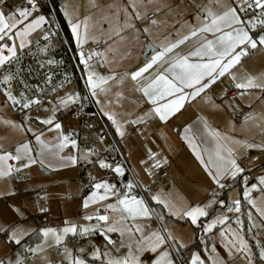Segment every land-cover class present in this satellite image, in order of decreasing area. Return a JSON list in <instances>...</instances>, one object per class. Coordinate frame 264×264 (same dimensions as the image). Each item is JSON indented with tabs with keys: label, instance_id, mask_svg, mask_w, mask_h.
Instances as JSON below:
<instances>
[{
	"label": "snow or ice",
	"instance_id": "obj_1",
	"mask_svg": "<svg viewBox=\"0 0 264 264\" xmlns=\"http://www.w3.org/2000/svg\"><path fill=\"white\" fill-rule=\"evenodd\" d=\"M4 3L5 0H0V73H3L0 83L8 85V87L3 90L2 95L5 97L4 103L11 102L12 105H19L21 109L30 110L33 105L39 106L40 101L33 99L27 93L28 86L21 78L22 70H13L12 66L20 64L24 50L30 44V34L40 28L45 17L36 15V0H23L22 4L11 10H5L2 7ZM133 7H135V3H133ZM197 7L198 11L193 16L194 23L186 35L175 42L161 45L159 50L153 51L150 59L145 58L146 62L142 67L130 73L131 80L136 82L137 90L143 93L151 105L150 114L158 117L161 121H166L179 113L187 101L195 100L202 95L206 98L207 91L221 78L229 77L231 79V85L237 90L233 95V100L237 95L242 98L245 94H250L251 90L258 89L264 92V73L259 76L245 74L238 79L234 71L235 68L242 66L244 58L248 57L253 50L264 49V0H209V4ZM136 18L139 19V14ZM69 23L72 27V33L77 39V47H80L83 38L78 31L79 24L72 23L71 20ZM151 23H155V21H151ZM128 27H132V25ZM142 32L147 38L148 29L144 28ZM43 38L48 39L47 35ZM191 38H196V42L189 51L175 52L178 47ZM147 47L148 45H145V48ZM39 51L43 52L45 49L40 48ZM174 52L175 55H173ZM91 59V55L86 58L84 53L80 52V63L84 65V70L87 73L86 83L91 90V96L97 97V90L106 93L107 89L104 85L111 77L98 75L88 62ZM48 63L52 64L54 61L50 60ZM158 65L163 66L162 71L149 73L147 76L143 75ZM50 81L51 76H48L45 82L49 83ZM13 82L24 85L25 90L21 91L19 99L11 90L10 86ZM78 100H80V96L75 93L67 95L66 98H60L59 104L53 105L52 115L40 120V124L45 126L48 131L55 130L57 133L58 143L55 146L42 139L43 131H39L37 134L33 132L31 127L24 129L26 132H33L35 141L40 146V151L36 153V157L39 158L42 166H47L45 158L48 155H58V152L52 151L53 147L62 149L69 144L73 148L78 147L77 141L63 132L61 123L56 122L55 118L56 111L61 108H68L70 104ZM96 102L100 103L98 99ZM206 102L212 103L207 99ZM229 103L232 104L231 101ZM232 110H236L234 105H232ZM104 115L115 126L116 133L123 137L125 133L115 115L109 112H104ZM200 119L203 123L204 133L211 137L216 145L214 151L208 156L207 164L193 144L191 136L186 135L184 139L193 148V152L200 163L205 165V171L211 181L223 189L225 187V183H222L223 179L235 180L245 171L238 163L235 149L229 147L226 142L231 141L240 144L241 141L222 136L220 132L210 128L207 120L203 117ZM250 119H254L251 114L245 117V122ZM261 119L264 120V117ZM29 120L30 117L25 114L22 124H26ZM4 123L11 124L13 128L20 127L11 121H4ZM132 123H136V121H132ZM185 131L191 132V129ZM244 147L264 149V144L246 143ZM32 151L30 144L23 142L16 146L14 154L10 152L0 154V178L10 177L13 173H19L21 169L35 164L37 159L33 157ZM92 154V151L89 150L88 153L80 157L75 155L60 156L59 159L61 161L66 160L72 165H75L79 159H84L90 164L98 163L102 169L111 168L116 174L124 175V168L121 165L117 164L112 168L103 159L96 161L88 159ZM150 155L154 154L150 153ZM10 160L17 161L18 165L8 163ZM160 163L157 161L153 166L158 168ZM244 182L247 183L246 177ZM259 184L261 185L260 191L264 192V175L259 177ZM137 186L129 180L123 188H118L115 184H110L104 180L95 182L93 178L91 187L94 190L83 199L82 207L88 209L90 205L97 206L94 214L89 213L83 217L84 220L95 221V223L82 225L65 221V226L62 229L42 228L40 235L44 239L42 243L35 246L26 244V242L22 243L25 237L30 236V233L21 226L19 219L8 224H0V233H3L9 242L22 249V251H17L15 258L9 257L7 260L0 258V264H27L28 255L26 254L30 253L35 256L43 252L45 244L48 247H56L58 251L62 250L63 261L59 264H65V262L66 264H205V260L201 259L198 252L189 251L187 257L183 255L184 251H188V245L180 243L176 236L168 230L162 214L150 208L143 197L133 194ZM251 188L256 189L257 185L252 184ZM10 194L14 195L15 193L0 192V196ZM243 195L249 204L253 207L256 206L248 188L243 190ZM151 200L168 208V204L155 195L151 196ZM214 203L217 201H209L203 206L200 204L191 205L180 210L178 215L185 218L191 225L198 226L204 233H209L217 224L223 225L229 219L227 216H217L206 224H198L200 218L210 216L208 209ZM218 203L224 202L221 200ZM233 204L235 211L239 212L240 200L233 201ZM101 209H103V213H101ZM232 210V207H229V211ZM257 210L259 211V209ZM39 211L46 212L47 208L40 205ZM14 212L23 219L21 208H15ZM170 215L175 216L177 213L170 212ZM153 217L157 221L156 228L151 225ZM249 219L251 220L250 213ZM236 224L242 227V222L239 219L236 220ZM97 233L105 241L103 248L97 247L91 240H89L88 246L76 249L67 247L68 239L90 238ZM113 233L119 234L118 245L111 238L110 234ZM221 236H224L223 230ZM48 238H51L52 243L48 242ZM224 246L228 249L229 256L233 252H244L246 253V264H254L252 249L239 231L232 230V237L226 240ZM257 246L260 248L259 264H264V246ZM113 251L117 254L113 255ZM212 251L215 252L216 249L213 247ZM41 259L45 261V264H56L46 257H41ZM211 260L212 264H228L226 260H222L218 256L212 257Z\"/></svg>",
	"mask_w": 264,
	"mask_h": 264
},
{
	"label": "crops",
	"instance_id": "obj_2",
	"mask_svg": "<svg viewBox=\"0 0 264 264\" xmlns=\"http://www.w3.org/2000/svg\"><path fill=\"white\" fill-rule=\"evenodd\" d=\"M115 1L117 0H78V6L74 7V9H72L68 14L65 11H63L64 14H61L57 8L62 25H64L70 33L71 43L75 51L77 39L72 33V27L69 20H71L72 23L77 24L83 22L86 27H89L91 25L88 24H91L93 19L90 21L88 18L93 15L92 10H94V8L95 12L99 14L103 13L108 16V22L102 24L101 30L97 29L98 39L96 41L94 40L95 42L93 41L94 45L92 52H97L101 63L108 65L110 68V72L106 75V77H111V79L108 80L106 85H112L114 80H116L119 84V86L116 87V91L118 90L120 95L116 97V99L119 97L123 100L128 98L127 102H123L122 106H117L114 102H112V104L106 105L105 107L100 103L95 104L92 102L93 106L104 119V122L107 123L111 137L114 138L119 147L120 153H122L124 158V163L116 161L112 165V168H114L117 164L124 168V175L122 176L116 174L111 170V168L102 169L98 163L90 164L87 162L89 164V172L95 182H99L100 180H104L108 183L116 182L119 186L118 188H123L129 180L133 181V183L138 186H142L141 183H145L146 186H151L150 184L154 183L156 187L161 186L164 181L166 182V185L163 191L170 190L173 186V180L176 181L179 176L187 177L188 169H191L192 167L205 168V165L201 164L197 158H193L191 154L187 155L186 152H183L179 147L181 140L187 141L184 139L186 135L191 136L196 149L201 151V156L205 160V164H207L209 154L215 149V141H213L212 138L207 136V134L203 131V123L200 119L201 117L208 121L210 128L220 132L222 136L232 138V140H240L238 131L241 130L242 133L248 137L247 141L252 142L255 139L252 132L257 130L262 134L260 136L263 139L261 144H264V120L261 119V117H264V92H261L258 89L251 90L250 94H245L242 98L237 95L233 100L234 94L228 93L229 88H233L235 90V88L231 85V79L229 77L221 78L219 82L207 91L206 98L202 95L201 97H197L195 100L187 101L185 107L181 109L179 113L171 116L166 121H161L158 117L150 114L151 105L143 96L142 92L141 94L136 92V82L132 81L130 78V73L142 67L143 65L141 63H145L140 62L139 59L140 55L143 54L145 50V45L150 44L154 50H159L161 45H167L170 42H175L183 35H186L189 31L186 33L182 26L185 25L187 20L182 19L181 16L186 14V12L188 14L195 15L198 11L197 6L209 4V0H156L155 4H153L151 8L153 13L151 11L143 13L141 3H135V7H133V1L118 0L121 1V3H117V6L115 4L113 5ZM3 7L5 10L12 9L5 3ZM168 11L171 13H168ZM139 12L141 13L139 14ZM137 13L141 15L139 19L136 18ZM36 15L39 14L36 13ZM151 15L154 16L148 19V16ZM187 19L190 25L194 23L193 18ZM151 21H155V23H151ZM129 25H132V27H128ZM96 26L98 27V25ZM144 28L148 29L147 38L142 32V29ZM78 31L79 33L81 32L80 29ZM30 36V44L27 45L26 48L32 45L33 42L44 37L43 24L34 33L30 34ZM91 40L93 39L91 38ZM195 42L196 38H191L189 41L178 47L175 52H187L194 46ZM97 45H100V47L94 50ZM175 52L173 55H175ZM151 55L152 53L150 54V58ZM162 70L163 66H154L149 70V72L144 73L143 75L147 76L149 73H155ZM234 71L238 79L243 77L245 74L259 76L261 73H264V49L258 48L253 50L248 57L244 58L242 66L235 68ZM69 85L71 84L65 85V87ZM65 87L55 92L49 100L42 103L43 108L48 109L49 113L53 105L59 104L60 98H66V92L63 91ZM14 94L18 98V94ZM206 99L212 101V103L206 102ZM4 101L5 97L0 91L1 128L2 126H7L4 121H11L12 123H15L13 122L15 121V119H13V112L15 113L13 105L11 102L4 103ZM230 101L232 102L231 105L229 103ZM77 102L78 101L70 104L68 108H61L58 112V117L56 116V122L61 123L62 130L67 135L68 132L75 126V123L73 126H70L71 124L68 123V120L72 118L70 111ZM232 105L235 106V111L232 110ZM42 106H40L41 109L39 114L43 111ZM101 109H103V111H101ZM104 112H109L115 115V118L120 123L125 133L123 137L116 133L115 126L110 120H108L107 116L104 115ZM35 114H38V112ZM237 114L241 115L242 120L240 117L238 118ZM249 114H251L254 119H250L245 122V117ZM33 115L30 117L29 124L40 125V123L33 118ZM20 119L24 120V118ZM132 121H136V123H132ZM254 124L256 128L254 127ZM176 126L178 129H176ZM20 127H18V129H20ZM186 129H191V132H186ZM7 130L8 129L6 128L3 136L0 135V154L3 152H10L14 154L15 148L19 143L28 142L30 147L33 149V157L37 159L35 164L30 165L28 168L21 169L19 172L20 174L21 172L24 173L23 171H26L30 174V176H33L32 174H34L35 176L37 175L38 178L43 175L53 176L58 182L57 185L60 184L61 188L66 185L67 187L69 186V188H75L71 182L74 184L77 183L78 185L76 165L80 162L82 163V161H86L84 159H79L75 165H72L66 160L61 161L59 157H68L71 155L80 157L86 153L85 147H83L84 150L82 151V154V147L79 149L69 147V145L62 149H56L53 147L52 151L58 152V155H48L45 158V164L47 166H42L39 162V158L36 157V153L40 151V146L35 141L34 135L29 136L30 138L27 139L25 134L24 136L20 134L17 138H15V135L12 133L9 134ZM39 131H43L42 139L46 142H50L53 146L58 143V140L56 139L57 133L55 130L48 131L47 128L44 127ZM39 131L36 133L38 134ZM148 132L151 134L150 137L152 136L153 138V134L156 136V134L160 133V136L165 137L172 144V147L166 146L169 154L161 147L158 149L159 145L158 147L156 145L149 147V144L146 142L141 144V141L144 140V138L149 137L146 135ZM250 135H252L251 138H249ZM107 141L101 142L98 139L91 137L90 143L94 146L96 154L94 156L90 155L88 159L93 161L103 159L106 162L107 159H105L106 156L104 150L108 148ZM226 142L229 147L235 149V155L238 159V163L241 164V150L238 148V144L232 143L231 141ZM244 149L246 153H249L247 150H253L252 148ZM150 153L154 155H150ZM262 154H264V149L261 148H258L256 153H253V164L256 165L257 162L261 164L263 163L264 158H260L263 157L261 156ZM138 156H140L142 161L137 158ZM243 157L245 158L244 160L252 163L250 162L252 159L249 155L247 156L244 154ZM157 161L161 162L160 167L158 168L153 166ZM164 161H166V163H164ZM262 166H264V164H262ZM39 167H41L40 169L43 170V173L40 169H38ZM176 169L178 170L177 172ZM174 171L175 173H173ZM162 174H165V178L160 179ZM260 175H263L262 172H260ZM117 178L120 179L117 180ZM19 187L20 185H15L9 177L0 178V192L8 191L15 193L14 195L10 194L7 196H0V199L16 196L21 191ZM136 189L137 188L134 189L135 193ZM93 190L94 189L90 186L89 190L82 197L79 187L78 192L76 190L78 193L76 199L72 201L73 203L69 202L67 204L70 205V208L68 209V211H70L72 208L74 210L75 205H78L79 202L81 211L79 210L77 214L79 216L78 221L80 220L79 223L82 225L95 223V221H86L83 217L89 213L94 214L97 206L90 205L88 209H84L82 207L83 199L90 195ZM152 195H157V192H153V189L152 192L147 194L145 197L150 198ZM43 196L37 198H43ZM68 197H71V195ZM147 202L157 204V202L153 200L148 201L147 199ZM158 205L160 206V204ZM80 212L82 216H80ZM101 213H103V209H101ZM153 218L155 219V217ZM29 219H32V217ZM34 220L38 225L36 226L37 229L45 228L46 226H49V223H52V220L50 221L48 218L42 219L41 223H38V219L36 217H34ZM155 225L156 226L154 227L156 228V219ZM110 235L113 236L114 240V234ZM95 236L98 237V233ZM78 240V238L75 240L72 239L74 243L73 249L88 246V241L84 242L80 240L81 243H78ZM96 241H99V239Z\"/></svg>",
	"mask_w": 264,
	"mask_h": 264
},
{
	"label": "rangeland",
	"instance_id": "obj_3",
	"mask_svg": "<svg viewBox=\"0 0 264 264\" xmlns=\"http://www.w3.org/2000/svg\"><path fill=\"white\" fill-rule=\"evenodd\" d=\"M123 1V0H122ZM132 3H141V7L143 9V13H146V11L152 12V5L155 4L156 0H130ZM188 2V1H186ZM78 0H63L62 3L57 4V8L61 14H64L63 11H65L67 14L74 9V7L78 6ZM117 3H121V1H115L113 5H117ZM3 7V6H2ZM4 8V7H3ZM141 12H139L140 14ZM153 13V12H152ZM168 13H171L168 11ZM92 14L88 20L91 21V25L89 27H86L83 22H80L79 29L81 30L80 34L83 38V43L80 45V47L76 46V57L80 63V52L82 51L87 58L89 55L92 56V59L89 60V64L92 65L93 69L98 75L105 76L110 72V68L108 65L101 63V60H99V56L97 55V52L93 53V45L94 42L98 39V30H101L102 24L105 22H108V16L104 15L103 13H97L94 10H92ZM138 14V13H137ZM141 15H139L140 17ZM154 16V15H152ZM193 14H186L182 15V19H186L185 25L182 26L183 30L187 33L190 29V24L188 23L187 18H193ZM146 17V15H145ZM89 21V22H90ZM98 25V27L96 26ZM97 27V28H96ZM78 29V30H79ZM98 29V30H97ZM96 33V35H95ZM92 34V35H91ZM91 37L93 40H91ZM100 38V37H99ZM95 40V41H94ZM167 40V39H165ZM94 41V42H93ZM88 44V45H87ZM148 59L150 58V55L146 56ZM146 57H142V54L140 55L139 59L140 62H146ZM81 64V63H80ZM144 65L145 63H141ZM82 76L85 79V82L87 81V73L84 70V65L81 64ZM114 80V79H113ZM87 90L90 93L91 96V90L89 89L87 83ZM119 86L116 80H114V83L112 85H104V87L107 89L106 93H101L99 90H97V97H91L92 102L95 104H98L96 100L98 99L100 101V104L102 106L110 105L112 102H114L117 106H122L123 102H127L128 98H125L123 100L122 98L116 99L120 95L119 91H116V87ZM137 93H140L137 89H135ZM66 92L67 95L72 94H78L76 91V86L74 84H71L69 86H66L63 90ZM13 94L15 93L14 90H12ZM15 95V94H14ZM115 98V100H114ZM42 106V105H41ZM53 108V107H52ZM42 113L34 114L33 118L36 119L40 123V120L46 119L49 116L52 115V109L49 113V111H45V108L42 106ZM60 111V110H59ZM55 113L58 117V112ZM14 116L13 119H15L14 124L21 126L20 129L13 128L11 124H6L7 126L0 127V135L3 136L6 128L8 129L7 132L10 134H14L15 138H17L20 134L24 136L26 135V138H30L29 136L33 135V132H37L41 129H43L45 126H42L41 124H29L30 121H28L26 124H22L24 121L23 119H20L16 116V114L13 112ZM238 118H241L240 114H237ZM237 118V119H238ZM242 120V118H241ZM68 123L71 124L70 126L74 125V120L71 118L68 120ZM27 127H31L33 129V132H26L24 129ZM177 127V126H176ZM255 127V124H254ZM256 128V127H255ZM258 128V127H257ZM178 129V127L176 128ZM159 132V131H158ZM255 136V139L251 142L247 141V136L242 133L241 130L238 131L239 137L241 143L238 144V148L241 150V167L245 169L243 173H241L235 180L231 178H226L222 180V183H225V187L221 189L218 185L214 184L211 181V178L208 176L207 172L205 171V168H198V167H192L191 169L187 170V177H181L179 176L176 181L173 182V186L170 188V190L163 191L166 182H162L161 186L156 187L154 183H151L153 192H157V197H159L161 200L165 201L168 204V208H165L163 204H160L162 208L164 209V212L167 213L169 217H171L172 221L165 222L168 230L176 236L177 240L180 243H184L186 245H190L193 243L194 240H197V246L193 248L194 252H198L201 256V259L205 260V264H212V257L218 256L222 260H226L228 264H246V253H235L231 256L228 255V249L224 246L227 239H231L232 237V230L239 231L240 234L244 237V239L248 242L249 247L252 249V252L254 254V264H259V250L260 248L257 245L264 246V192L260 191L261 185L259 184V177L260 172L264 175V166H262L263 163L257 162L256 165L253 164L252 157L254 156L253 153H256L258 150L257 147H251L253 150H247L245 152L244 144L251 143V144H261L263 139L260 137L262 134L258 132L257 130L252 132ZM28 135V136H27ZM148 135V138H144V140L141 141V144L143 142H146L149 144V147H153L156 145L158 149L161 147L167 151V147H172V144L165 138L160 136L159 134H153L154 138L151 136L150 133H146ZM250 135L249 138L252 137ZM108 148L111 146V143L107 141ZM94 148V146L92 145ZM148 147V148H149ZM181 150L183 152H186V154L190 155L193 158H196V155L193 152V148L189 146V143L185 140L180 141ZM95 149V148H94ZM173 149V148H172ZM84 150L83 146L81 148V154ZM256 150V151H254ZM199 151V150H198ZM201 154V151H199ZM168 153V151H167ZM169 154V153H168ZM246 154L249 155L252 159L249 163V161L244 160L245 158L243 155ZM260 158H264V154H262ZM135 158V157H134ZM140 161V156L137 157ZM158 158V156H157ZM255 158V157H254ZM107 159V158H105ZM120 163V162H119ZM255 165V166H254ZM39 167L38 169H40ZM43 173V170L40 169ZM178 170L176 169V172ZM22 173L24 176H26V180L23 181H13L11 180L15 185H20L19 189L21 190L16 196L6 197V199H0V224H8L15 220H20L21 226L26 228L30 236L25 237L24 241L22 243L30 244L32 246H35L38 243H42L43 237L40 235V230L42 228H36L37 223L34 220V217L38 219V223L42 221V219L48 218L50 221L52 220V223H49V226L51 228L56 229H62L65 226V221H72L75 223L80 224V220L78 221V214L80 210L79 202L78 205H75V208H73L68 211L70 208V205H67L69 202L74 201L76 199V196L78 195V188L79 186L77 183H72V185L75 186V188L64 186L61 188V185H57L58 182L56 178L53 176H42L38 178V176L32 174L33 176H30V174L26 171H23ZM89 172V170H88ZM175 173V171L173 172ZM91 175V173L89 172ZM186 174V173H185ZM247 178V183L244 182V178ZM120 178H117V180ZM9 181V180H8ZM26 182V183H23ZM141 183V182H140ZM142 186H137L136 193L133 192V194H138V187L141 189H144L146 184L141 183ZM256 184L257 188L252 189L251 185ZM63 185V184H62ZM245 188L249 189L251 198L255 201L256 206L253 207V205L248 203V200L245 199L243 195V190ZM77 190V192H76ZM39 191L43 192V198H33V194L37 193ZM71 195V197H68ZM140 196V195H139ZM141 197V196H140ZM151 198V197H150ZM145 197V200L148 201L151 199ZM223 201L224 203H218V201ZM240 200V211H235V206L233 204V201ZM79 201V200H78ZM209 201H217V203H214L208 211L210 212V216L207 218H200V224H206L209 220L215 219L217 216H227L229 219L223 224H217L214 229H212L209 233H204L201 231V229L198 230V233L196 232V228H194V225H191L190 222L186 221L185 218H182L178 215L180 210L191 206L200 204V206H203L204 204H207ZM73 203V202H72ZM149 207L150 203L148 202ZM42 205L45 208H47L46 212H40L39 206ZM229 207H232V211H229ZM15 208H21L23 211V219H21L16 212H14ZM259 209V211L257 210ZM68 211V212H66ZM73 211V212H72ZM81 211V210H80ZM170 212H176L177 215L173 216L170 215ZM249 213L251 214V220L249 219ZM76 215V216H75ZM32 219H29L30 217ZM80 216L81 212H80ZM239 219L242 222V227L238 226L236 224V220ZM154 220V222H153ZM198 221V222H199ZM154 224V225H153ZM151 225L153 228H155V219L153 218L151 221ZM249 229H251L249 231ZM223 230L224 236H221V231ZM115 236V241L117 242V245L119 244V234L113 233ZM99 235V234H98ZM198 237L197 239H195ZM111 238L113 239V236L111 235ZM66 239H68L66 237ZM79 242L81 241H88L91 240L97 247L103 248L105 241L102 236L96 237L95 235L90 238H78ZM99 239V241H96ZM203 240V243L201 241ZM48 242L52 243L51 238H48ZM73 241L72 239H68L67 247L69 249H73ZM76 244V243H75ZM89 244V243H88ZM11 245V246H10ZM15 246V247H14ZM213 247L216 249L215 252L212 251ZM45 250L35 256L32 254H26L28 255L27 264H45V261L41 259V257H46L48 260L56 262V264H59V262L63 261V255L62 250H57L56 247H48L47 244L44 245ZM17 251H22V249L19 246H16L14 243L9 242L5 235L3 233H0V258H5L6 260L11 257L15 258V255ZM117 253L113 251V255H116ZM66 264V262H65Z\"/></svg>",
	"mask_w": 264,
	"mask_h": 264
},
{
	"label": "built area",
	"instance_id": "obj_4",
	"mask_svg": "<svg viewBox=\"0 0 264 264\" xmlns=\"http://www.w3.org/2000/svg\"><path fill=\"white\" fill-rule=\"evenodd\" d=\"M23 3V0H5V4H8L12 9ZM37 3V14L45 17L43 23L44 36L47 35L48 39H38L33 42L32 45L28 46L24 50L22 60L19 65H13V70H22V79L27 84V93L32 96L33 99L40 101L39 106L33 105L30 110L21 109L19 105H13V109L17 117L24 118L25 114L31 117L33 114L40 111V106L46 100H49L55 92L61 90L68 84H74L76 91L80 96V100L72 107L70 115L74 120L75 126L68 132L71 139L77 141L79 149L85 147L86 153L89 150L92 151L94 156L95 149L90 143L91 137L98 139L101 142L107 140L110 141L111 146L104 150L107 158V163L111 166L114 162L124 163L122 153H120L119 147L115 142L114 138L111 137L109 127L104 119L101 117L97 109L93 106L90 93L87 90L86 82L82 76V69L80 63L74 53L72 47L69 44L66 31L62 26L60 15L55 7L54 0H36ZM153 16H148V19ZM39 42V43H37ZM100 45L95 46L98 49ZM44 48L45 51L40 52L39 49ZM54 61L49 64L48 61ZM42 65V67H41ZM3 73H0V79H2ZM48 76H51V81L46 83ZM8 87L0 83V91ZM11 90H14L20 98V93L24 89V85L13 82L11 84ZM43 89V92H41ZM236 89H228V93L234 94ZM87 97V98H85ZM237 119V118H236ZM69 147H72L69 144ZM8 163L18 165L17 161H9ZM89 164L82 161L76 165L78 173V185L80 187V194L83 195L89 190L92 184V176L88 172ZM26 177L22 173H13L9 178L13 181H25ZM165 178V174L160 176V179ZM115 184L116 182H111ZM138 192L141 197L145 199L147 194L152 192L151 186H145L144 189L138 187ZM43 196V192L39 191L33 194L34 198Z\"/></svg>",
	"mask_w": 264,
	"mask_h": 264
},
{
	"label": "trees",
	"instance_id": "obj_5",
	"mask_svg": "<svg viewBox=\"0 0 264 264\" xmlns=\"http://www.w3.org/2000/svg\"><path fill=\"white\" fill-rule=\"evenodd\" d=\"M54 3H55V7H56V9H57V1L56 0H54ZM63 26V28H64V31H66V35H67V38H68V41H69V44H70V46L72 47V49H73V51H74V53H76L75 52V49H74V47L72 46V43H71V37H70V33H69V31L66 29V27L64 26V25H62ZM80 66H81V64H80ZM150 208H153V209H155V211L157 212V213H160V214H162L163 216H164V222H169V221H172V219H171V217H169L165 212H164V210H163V208H162V206H159L158 204H153V203H150ZM201 220V219H200ZM198 224H200V221L198 222ZM194 228H196V232L198 233V230L200 229L198 226H194ZM198 237H196L195 239H197ZM197 240H194L193 241V243L192 244H190V245H188V251H184L183 252V255L184 256H188V252L189 251H193V248L195 247V246H197ZM15 247V246H14Z\"/></svg>",
	"mask_w": 264,
	"mask_h": 264
},
{
	"label": "water",
	"instance_id": "obj_6",
	"mask_svg": "<svg viewBox=\"0 0 264 264\" xmlns=\"http://www.w3.org/2000/svg\"><path fill=\"white\" fill-rule=\"evenodd\" d=\"M56 1H57V3H62L63 0H56ZM153 51H154V48L150 44H148V47L145 48V50L142 54V57H146V56L150 55L151 53H153Z\"/></svg>",
	"mask_w": 264,
	"mask_h": 264
}]
</instances>
